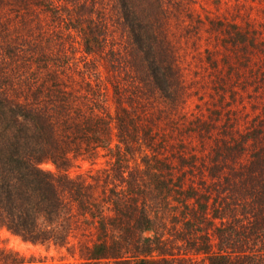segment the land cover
Here are the masks:
<instances>
[{
  "label": "trees",
  "instance_id": "trees-1",
  "mask_svg": "<svg viewBox=\"0 0 264 264\" xmlns=\"http://www.w3.org/2000/svg\"><path fill=\"white\" fill-rule=\"evenodd\" d=\"M181 1L177 6L185 14ZM165 2L38 0L77 32V67L59 62L43 43L27 44V23L15 20L18 12L0 15V227L24 240L63 245L76 205L98 227L81 264H264V70L259 66L253 91L230 89L215 73V107L205 116H188L183 103L190 94L169 37ZM112 26L121 32L117 50H105L115 39ZM185 27V34L193 33ZM262 27V38L256 27L232 22L214 29L244 70L252 53L264 55ZM104 57L112 58L114 115L96 102L101 87L91 85V58L99 63ZM19 64L37 76L33 84L21 83ZM77 84L86 86L84 98H94V114L81 110ZM238 98H249L248 104L238 109L229 102ZM78 151L97 158L106 151L112 159L96 176L70 177V153ZM45 161L57 170L42 168ZM173 198L184 206L180 214L189 212L182 242L205 259L177 254L155 236L157 210ZM0 264L31 263L0 247Z\"/></svg>",
  "mask_w": 264,
  "mask_h": 264
},
{
  "label": "rangeland",
  "instance_id": "rangeland-1",
  "mask_svg": "<svg viewBox=\"0 0 264 264\" xmlns=\"http://www.w3.org/2000/svg\"><path fill=\"white\" fill-rule=\"evenodd\" d=\"M3 1L4 3L0 5V15L4 11L11 15L18 12V18H15V20L23 24L26 21L28 26L25 25V27H22V30L27 38L24 40L27 44L32 43V46L37 47L40 43H43L47 52L50 51L53 57H57L59 62L63 61L65 65H69L75 61L77 67L81 63L79 55L82 54V46L79 44L80 38L76 36L77 32L68 29L62 22L54 18L43 6L37 4L38 0ZM107 1L108 3L110 2V0ZM164 1H166L165 3L169 11L168 15L170 16L169 37L177 55V64L182 79L186 83L188 93L190 94L189 98L183 103L185 107L184 111L185 113L188 111V116L192 112H201L205 116L209 112L208 109L210 107H215L217 99H219V95L214 90L216 84L212 82L215 73H222L225 77V82H230V84L232 82V85L229 84L230 89L239 88L242 91L257 89L256 78L261 76L257 74V71L259 70V66H261L260 70H264V55L260 52L252 53L250 55L249 66L244 70L239 69L238 64L241 58L234 49L228 50L226 48L228 45L227 41L214 28L225 22L237 23L248 29L256 27L258 31L257 36L262 38L264 0H184L181 2H183L182 5L185 4L187 9L185 14L179 12L177 0ZM176 13L181 15L178 21L175 18ZM27 14L29 19L22 20L20 16ZM109 15L111 17V14ZM185 25L191 28L190 33L193 32L192 34H185V32H188ZM113 29H115L114 42L109 38V43L105 50L108 49V46L109 48L110 46H114L115 49V40L121 34L120 30H116V26H112L111 30ZM61 53H64V56ZM104 58L99 63L93 61L91 58L92 71L96 72L91 77V85L95 86V88L98 85L99 88L101 87L99 90H102V94L96 99L98 100L96 102L102 103V105L105 103L103 107H106L108 112L112 114L115 113L114 102L116 101L113 91L114 84L111 78L114 70L111 66L112 58L110 61L106 57ZM84 61H87V58L82 59V64ZM255 63L258 65H255ZM252 67L256 70L252 71ZM18 74L22 79V84L23 81L24 84H33L34 79L37 77L35 75H28L26 68L21 64H19ZM28 77L30 78L29 80ZM235 78L237 79L234 80ZM261 82L264 84L262 80ZM73 87L83 99L79 103L81 110H84L86 115L94 114L98 106L95 104L94 98L89 100L86 96L84 98L85 93L83 94V91L85 92V89H87L86 86H79L77 84ZM212 91L216 94L213 95ZM211 95L214 97H211ZM229 97L228 95L225 99ZM231 101L239 109L245 106L249 98H244L243 100L239 98L237 100L230 99L229 102L231 103ZM93 104L96 108L94 109V113L90 108H93ZM227 109H229L228 106L225 110ZM92 155L91 153L83 154L81 152L70 153L71 162L70 168L67 169V174L74 178L93 177L98 174L97 170L99 168L108 166L107 161L110 160L111 156L106 151H101L98 158L92 157ZM139 157L140 155H136L130 163L131 166L134 165V160L139 161ZM41 167L53 172L57 170L55 165L50 161L41 163ZM74 208L75 213L72 218V227L69 237L63 245L55 244L53 241L32 242L24 240L6 228L0 227V247L7 252L15 253L23 262L31 264L83 263L88 254V247H91L95 241L98 227L96 220L91 215H85L76 205H74ZM182 209H184V206L177 198H173L167 202L165 208L158 209L155 218V236L165 242L167 249H172L175 253L190 257L193 260H203L206 258L203 253H194L190 250L189 245L182 242L181 238H184L186 235L181 231V227H183L184 217H187L189 213L185 209L187 213L180 214ZM154 211H156V208L151 209V212ZM109 213L111 212H107V214ZM97 215L99 214L96 213V219ZM178 216L181 217L182 221L181 219L175 220Z\"/></svg>",
  "mask_w": 264,
  "mask_h": 264
}]
</instances>
